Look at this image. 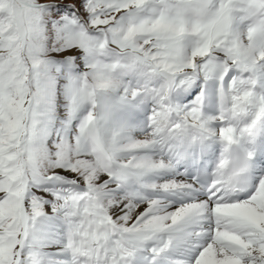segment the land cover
<instances>
[{"label":"snow or ice","instance_id":"snow-or-ice-1","mask_svg":"<svg viewBox=\"0 0 264 264\" xmlns=\"http://www.w3.org/2000/svg\"><path fill=\"white\" fill-rule=\"evenodd\" d=\"M0 264H264V0H0Z\"/></svg>","mask_w":264,"mask_h":264}]
</instances>
